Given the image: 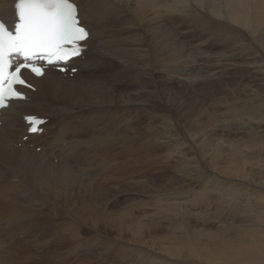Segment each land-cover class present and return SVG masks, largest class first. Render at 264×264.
<instances>
[{
  "label": "bare ground",
  "instance_id": "6f19581e",
  "mask_svg": "<svg viewBox=\"0 0 264 264\" xmlns=\"http://www.w3.org/2000/svg\"><path fill=\"white\" fill-rule=\"evenodd\" d=\"M15 1L0 0V16L6 21L15 19ZM75 1L79 4L82 23L91 33L89 48L83 55L72 60V65L79 68L78 72L73 76H66L49 69L41 78L30 77L37 87L36 91H29L30 100L12 102L3 110L0 118V264H9L11 261L22 259L20 257L26 259L28 255H42L43 260L49 264L53 260L52 254L47 255L41 247L60 243L65 238L73 239V236L69 235L71 230L76 231L74 238L77 240L81 239L85 230L91 233L90 239L82 237V243L91 240L104 246H120L129 252L131 260L139 258V261L143 260L146 264H264V189L256 190L249 182L246 184L232 180L237 177H241L243 182L245 179L255 180L254 173L248 168L249 164L264 172V134L255 133L258 138L242 137L241 125L240 128L231 123L222 126L217 123V117L214 119L212 114L215 113L210 114L208 111V115L204 117L205 108L188 109L183 117L192 125H197L200 121L205 125L208 121L210 125L213 124L214 138H204L200 144L197 141L200 146L198 153L205 158H212L216 165L221 164L224 168L222 174L232 176L231 179L221 175L212 178L211 175L203 180L200 187L187 182L189 189L186 192L183 190L184 193L179 190L176 193L171 192L176 196L169 197L172 200L169 199L165 203L163 201L165 205L160 198L154 197L155 204L149 203L153 201L151 198L145 200L148 203L143 204L144 199L139 203L128 196L126 200L132 206L118 210L117 213L108 208L106 200L100 202L105 203L103 206L100 203L99 205L97 200L92 202L89 199L90 203L84 200L88 194L94 195V192L101 189L108 191L119 185L122 178L129 177L130 181L141 185L144 179H135L134 175L154 173L151 170H157L158 161L160 163L162 158H168L170 155L178 157L177 163L181 162L182 166L177 168L178 165H175L174 168L184 176L190 178L194 176L195 171L198 175L200 162L197 159L191 160V155L183 147L184 142H176L181 146L174 151L171 148L173 146L168 145L173 154L169 150L168 153L158 155L152 151L163 139H169L168 132L174 128L173 109L169 105L159 104L158 101L146 103L134 97L129 90L130 84L125 74L135 75V82L140 77L147 76L154 87L153 95L156 93L158 99L161 96L163 99L172 100L173 56L175 57L173 40L178 41L173 26L181 28L183 22H192V26H185L200 32L202 29L204 33L216 30L237 39L239 32L234 30H255L264 26V0ZM173 14L180 20L179 24H175L178 20L173 18ZM224 19L226 22H222ZM260 42L264 43V38L260 39ZM236 49L237 53H240L245 48L240 52V48ZM184 72L181 70L179 73ZM89 74L90 77H85ZM190 78L198 80L199 77ZM188 80L186 78L184 82L188 84ZM192 80L189 83L195 84ZM225 99L224 104L231 106L229 110L237 107L234 105L235 99L231 100L228 96H225ZM236 110L246 117V111L238 108ZM143 111L149 115L147 124L140 119ZM161 111L165 113L161 114ZM29 114L50 117V120L44 125L42 134L30 135L28 140L24 141L27 127L22 117ZM159 118L165 120L166 130L158 124L161 121ZM252 118L255 120H250L251 129L262 131L264 113H256ZM132 121L146 125L145 133L143 134L144 130L140 132L134 127ZM126 127L132 131L126 130ZM205 141H209L207 144L210 146L206 150L202 147ZM255 145L260 147L254 148ZM39 146L42 147L40 152L37 151ZM146 148L148 152L143 155L142 152ZM147 164L149 169L145 168ZM111 167H114V170H110ZM204 171L207 172L206 169ZM123 180L121 181L125 184L124 187H128L129 184L126 185ZM177 183L180 182L172 184ZM148 193L147 195L153 197ZM131 198L134 199L133 196ZM212 201L215 202L216 212L210 207ZM148 204L155 207L153 215L143 211L144 206H150ZM202 208L208 209V218L213 217L219 221L218 227L208 222L212 219H206L202 215ZM227 208L236 216L228 214L229 216L223 218ZM243 215H249L251 219H256V222H246ZM163 223L166 224L164 229L161 227ZM105 226L115 228L121 234H124V231L129 232V240L106 233L102 228ZM23 232L26 236L21 240L17 236ZM27 241L33 248L20 252L19 249L23 248ZM106 251H110L109 248H106Z\"/></svg>",
  "mask_w": 264,
  "mask_h": 264
},
{
  "label": "rangeland",
  "instance_id": "374dc122",
  "mask_svg": "<svg viewBox=\"0 0 264 264\" xmlns=\"http://www.w3.org/2000/svg\"><path fill=\"white\" fill-rule=\"evenodd\" d=\"M173 18H175L176 20H178V18L174 14H173ZM222 22H226V19H224ZM179 23H180V20H178V21L175 22V24H179ZM185 25L192 26V22H187V21L183 22V25H181V28L173 26V31L176 32V34H177L176 39L178 41H176L175 39L173 40V42H175L174 45H173V55H175V57L173 56V90H172L173 91L172 92L173 96H171V99L172 100H169V98L163 99L161 96L158 99V95L156 93L153 95L154 87L149 82V79L147 78V76L140 77L139 80L136 81V82L133 81L135 75H133L131 73H129V74L126 73L125 74V78H126V80L128 79L127 82H128V84H130L129 85V90L134 95V97H136L137 99L142 100L143 102H146V103H148V102L154 103V102L158 101L159 104H162L163 106H168L169 105L173 109V121H172V123H173L174 128H173V131L171 130L170 132H168V134H169L168 137L165 136V137L169 138L168 139L169 141L163 139L162 140V143H159V145H157V147L153 148L152 151H154L158 155V154H162V153H166V152L168 153V150H169V152H172V154H173V151L176 150V148L178 149L179 148L178 146H181V145H178L179 144V141L184 142L183 143V147H185L184 148L185 151H188L189 152V155H191V160L192 159H194V160L197 159L200 162V163L198 162L201 165L200 169L197 170V171H199L198 172V175H197V172L195 171L194 176H192L190 178H189V176L188 177L184 176L183 173H181L176 168H174L175 165H178L177 168H179L180 166H182L181 162L180 163H177L178 157H175L173 155L172 156L170 155L168 158H162L160 160L161 161L160 163L158 161V163H157V170H153V169L151 170L152 172L154 171V173L151 174L150 172H148V173L145 172L146 174L145 175L143 174L145 177L142 176V175H139L138 176L137 174L134 175L135 179H138L139 177H142V179H144V181H142V184L141 185L140 184L139 185H136V183L130 181V178L129 177L128 178H122L121 180L124 179L123 181L126 182V185L129 184L128 187L126 186V188H125L124 187L125 184H123V182L120 180L119 185L113 186L108 191H104V190L101 189L102 191L99 190L97 192H94L95 197H94L93 194H90V195L88 194L85 197V199H84L87 203H90L91 201L94 202V201L97 200L98 201L97 203L99 204L100 202H102V201L104 202L106 200L107 201V204L109 206L108 208H111L112 210H114L117 213L118 210H121L122 211L124 208L132 206V204L130 205V203H128V201L126 200V198L128 196L130 197L131 200H134V201L139 202V203H140L141 200L143 201V199H144L143 202L141 201L143 204L146 201H148V198H149V200L153 199V201L152 200L149 201V203L154 202L152 204H155V198H160L162 200V201L161 200L160 201L162 203L164 201V203H165V202L169 201V199H170L169 197L172 198V197H175L176 196V194L175 195H172V193H174V192L176 193L178 190L180 191V193L181 192L182 193L186 192L189 189V184H191V183H193L192 186H198V187L202 186L203 180L206 177H208V176L211 177V175H212V178H216L217 176H220L221 175V176H223L226 179H231L230 177H232V176H226L225 174H222V171H224V168H222L220 166L221 165L220 163H219L220 165H216V162L214 163L212 161V158H209V157L205 158L203 155H201V154L198 153V149L200 148V146H199L200 141L204 140V138H206L208 140L209 139L211 140V138L212 139L214 138L213 137L214 131L212 130L213 124L210 125L209 121L207 122V125L201 123L202 121H200L197 125L189 124L190 122L183 117L184 114L188 111V109L195 108V109L198 110V109H201V108H205L204 110L206 111V114H204L205 115L204 117H206L208 115V111H209L210 114L215 113V114H212L213 116H215L214 119L217 117L218 120H219L217 123H220L222 126L223 125H227L229 123H231L233 126L235 125V126H238V127L241 125L240 126V127H242L241 129H243V130H241L242 131V133H241V136L242 137L249 138L251 136L252 138H258L257 137V134L258 135H260L261 133L264 134V127L262 128V131H259V130H254L253 131V129H251V127H252V122L251 121L255 120L254 118H252V116L254 114H256V113H264V96H263L264 95V47H262L264 43H261L260 42V39L264 38V26H261V27H259L258 29H255V30L252 29V28H248V29L246 28V29H243L241 31L234 30L236 33L239 32L238 33L239 34L238 35V38L239 39L238 38L236 39V37L234 39V38H231L229 35L223 34V33L218 32L216 30H213L215 32L204 33L202 31V29H201V32H200L198 29L187 28ZM189 34H190V36H189ZM262 35H263V37H262ZM222 37H224V38H222ZM225 37L229 38V40L227 38H225ZM173 38H174V36H173ZM192 38H194V39H192ZM251 38H254L255 40H251ZM234 43H236L237 45L234 44ZM234 45H235V47H233ZM239 46H241V47H239ZM236 48H238V50L240 48V50L238 52H240L242 49L245 48L244 49L245 52H244V50H242L240 53H237V49ZM193 49L194 50L196 49L195 52H194ZM209 50H212V51H209ZM184 51H186V52H184ZM205 54H207V55H205ZM192 55H193V57H192ZM201 55H203V56H201ZM210 55H211V57H210ZM214 57H215V59H214ZM183 58H184V60H183ZM217 58H218V60H217ZM177 61H179V62H177ZM211 61H213V62H211ZM244 63H246V64H244ZM203 65H204V67H203ZM246 65H247V67H246ZM224 67H226V68H224ZM241 69H243V70H241ZM181 70H184L185 72L184 73H179ZM239 70H241V71H239ZM209 71H210V73H209ZM211 71H212L213 74L211 73ZM187 72L188 73L189 72L190 73L192 72V73H194V75L192 73L190 75H188ZM207 73H209V74H207ZM90 75L91 74H89L87 76L84 75V76L85 77H90ZM192 75L199 77L198 80L197 79L192 80L190 78V77H193ZM250 75H252V76H250ZM248 76L251 77V78H249ZM185 77L187 79H189L188 80V84H187V82H184V80L186 79ZM190 80L195 81L196 83L194 82L195 84H190L189 83ZM246 80H248V81H246ZM139 82H140V84H139ZM226 83H227V85H226ZM162 86H164L163 83H162ZM134 89H137V90H134ZM140 94H141V96H140ZM149 94H150V96H149ZM225 96H228V98L231 99V100H234L235 99L234 100L235 101V104L234 105L237 106L236 108H238L240 110L246 111V113H247L246 117L245 116H241L242 113L238 112L236 110V108L235 109H232V111L229 110L231 106H228L227 103L224 104V102H226ZM250 97H252V98H250ZM258 97L261 98V99H259ZM197 99L199 101H197ZM252 99L254 101H252ZM245 100L247 101V103H245L246 102ZM252 108L254 109V111H252L253 110ZM160 113L162 114V113H165V112L164 111H161ZM140 116H141L140 119L144 120L145 123H146V121L149 118L148 113L143 111V112H141ZM199 117H201V116H199ZM159 120H161V121H159ZM159 120H158L159 121L158 124L162 126L161 127L162 129L166 130V128L164 127L165 120L163 118H159ZM226 120L229 121V122L227 123ZM232 120L233 121L235 120V121L233 122ZM237 120H239V122ZM236 122H237V124H236ZM240 122L242 124H240ZM244 123H246V124H244ZM132 125L134 127H136L138 130H140V132H141V130H144L143 134L145 133L146 130L144 128H145L146 125H142L139 122L137 123L136 121L135 122L132 121ZM174 129H175V131H174ZM126 130H128L129 132L132 131V129L131 128H128V127H126ZM171 132H174V133H171ZM198 132H199V134H198ZM255 133H257V134H255ZM227 134H229V133H227ZM181 135H183V136H181ZM177 136H179V137H177ZM184 139H185V141H184ZM197 141L199 143L198 145H197ZM208 142L205 141V144L202 146L205 150L208 149V148H210V146L207 144ZM163 143L166 144V146H167L168 149L165 148L166 146ZM168 145L170 147H171V145L173 146V147H171L173 149V151H170L172 149H170V147ZM176 145H177V147H175ZM162 146H163L164 149L163 148L161 149ZM190 146H193L194 148H192ZM258 147H260V146H258V145H255L254 146V148H258ZM39 148H42V147L39 146ZM189 148H191L192 151ZM251 148H253V147H251ZM147 149L148 148H146L145 150H143L144 152H142V154L148 152ZM196 149H197V151H196ZM37 151L40 152L41 150H38V147H37ZM177 155H179V154H177ZM151 163H153V162H151ZM169 163H170L171 166L169 165ZM175 163H177V164H175ZM147 166H145V168H148L149 169V164H147ZM172 166H173V168H172ZM73 168L75 169V166ZM203 168L206 169L207 172H205ZM248 168H250L249 170H252V172L254 173L255 180L254 179H250V180L247 181V179H245L244 182H243V181H241L242 180L241 177H237L236 178L237 180L236 179H232V180H234L235 182H241V183L249 182V185H252L253 187H255L256 190L258 188L260 190L264 189V181H261V180H264V172L261 171L259 167H255V165H253V164H249L248 165ZM164 169H166L167 171L169 170V171L168 172L167 171H164ZM110 170H114V167H111ZM171 171L173 172V174H171ZM193 173H194V171H193ZM172 175H174V176H172ZM175 175H176V177H175ZM123 177H124V175H123ZM158 177H160V178H158ZM166 178L170 179L171 181L168 180V179H166ZM176 180L179 181L180 183H177V184H174L173 185L172 183L173 182H177ZM156 181H158V182L156 183ZM187 182L189 184H187ZM158 184H160L162 188L159 187L160 185L158 186ZM246 184H248V183H246ZM133 185H134V187H133ZM150 186H152L153 188H156V189H152V187H151V189H152L151 190L150 189ZM147 187H149V188H147ZM157 187H158V189H157ZM134 188H135V190H134ZM178 188H180V189H178ZM161 189H163V190H161ZM170 189H172L173 191L170 190ZM143 190H144V193H143ZM183 190H185V191L183 192ZM148 191H149V193H148ZM164 191L167 192V193H165ZM138 192H140V193H138ZM147 193L148 194L151 193V195H153V197H151L150 195H147ZM157 193L159 195L160 194L161 195L160 196L159 195L156 196ZM136 194H137V196H136ZM165 194H166V196H164ZM141 195H143V196L146 195L147 197L146 196L143 197ZM132 196L134 197V199L131 198ZM138 198H140V200H138ZM170 200H172V199H170ZM212 202H210V204H211L210 207H211L212 210H214V212H216L217 210L215 208L216 207L215 204H214L215 202H213V203ZM146 203H148V202H146ZM164 203H163V205H165ZM100 204L102 205V204H105V203H100ZM152 204H148L150 206H144L143 205L144 206L143 211H146L147 213L150 212L151 215H153V213H154V210L153 209H155V207L152 206ZM156 204H157V202H156ZM145 208H147V209H145ZM101 210L100 211L103 212V208L102 207H101ZM202 211H203L202 212V215L206 219H212V220H209L208 221L209 223H211V225L214 224L213 225L214 227H218L219 226V221L216 218H213V217L212 218L211 217L208 218L209 211H208L207 208H204ZM224 212H226V214H223L224 215L223 218L225 216H229L228 214H230L233 217L236 216V215H234V212L231 211L229 208H227V210H225ZM243 218H245L246 222H248V223L249 222H256V219H251V217L249 215H246V216L243 215ZM164 224L165 223H163L162 226H161L163 229L166 226V224H165V226H164ZM102 228H103V230L106 233H110V234H112L114 236L115 235H118L119 237L121 236L120 238H122L124 240H127L128 241L129 238H130L129 232H125L124 231V234H121L120 231L118 232V230H116L115 228L113 229V228L108 227L109 228L108 229L107 226L102 227ZM151 231H153V230L151 229ZM25 234L26 233L23 232V233L19 234L17 237L20 238L21 240H23L25 238V236H26ZM75 234H76V231L73 232V230H71V231H69V235H70V237L73 236V239L68 240V239L65 238L64 240H61L60 243L46 244V245H43L41 247L42 250H43V252H45L47 255L52 254V257L51 258L53 260H51V262H49V264H138V263L139 264H146L141 259H140L141 261H139V258H138V260L137 259L131 260L132 257H130L129 252L125 251L120 246H114V247L112 245H111L112 247L111 246H104V244H102V243H96V242L91 241V240H88L87 242L85 241L86 244H85V242L82 243V237L83 236H84V239H87V238L90 239L91 238L92 235H91V233L89 231H86L85 230L84 233H83V235L81 234L82 237H81L80 240H77V238H74V235ZM22 237H24V238H22ZM64 241H65V243H64ZM23 243L25 244L26 242H23ZM86 246H87V248H86ZM31 247L33 248V245L30 244L27 241V244H25L23 246L24 249L21 247L19 249V251L20 252H25L26 249H30ZM106 248H109L110 251L107 252L106 251ZM110 248H112V249H110ZM73 249H75V250H73ZM124 251H125V253H124ZM20 252H18V253H20ZM42 257H43L42 255H39V256L28 255L26 259H25V257H20L22 259H18L16 261H11L9 264H47V262L45 260H43ZM102 259H103V262H102ZM184 260H185V258H184ZM99 262H101V263H99Z\"/></svg>",
  "mask_w": 264,
  "mask_h": 264
},
{
  "label": "snow or ice",
  "instance_id": "6c2138e0",
  "mask_svg": "<svg viewBox=\"0 0 264 264\" xmlns=\"http://www.w3.org/2000/svg\"><path fill=\"white\" fill-rule=\"evenodd\" d=\"M74 0H18L20 24L15 35L0 24V108H7L10 99H23L16 85L31 87L22 76L27 70L44 75L38 61H66L83 51L80 42L89 33L77 18ZM23 56L14 67L10 55ZM33 123L35 118L29 117ZM35 127L32 131H36Z\"/></svg>",
  "mask_w": 264,
  "mask_h": 264
}]
</instances>
